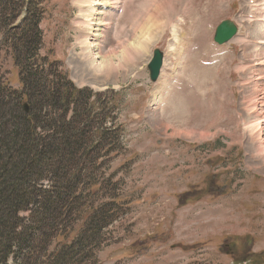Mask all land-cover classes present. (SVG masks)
<instances>
[{
	"label": "rangeland",
	"instance_id": "374dc122",
	"mask_svg": "<svg viewBox=\"0 0 264 264\" xmlns=\"http://www.w3.org/2000/svg\"><path fill=\"white\" fill-rule=\"evenodd\" d=\"M117 1L122 9L103 55L119 57L141 38L140 19L152 17L156 27L146 31L148 53L128 51L127 63L134 61L126 69L97 77L81 57L75 0H38L40 54L78 89L105 95L112 113L107 154L95 165L111 190L96 201L115 200L120 210L96 248L97 262L264 264V0ZM226 20L239 33L219 46L214 35ZM156 49L165 64L152 83L147 67ZM18 71L0 30V87L21 88Z\"/></svg>",
	"mask_w": 264,
	"mask_h": 264
},
{
	"label": "trees",
	"instance_id": "16d2710c",
	"mask_svg": "<svg viewBox=\"0 0 264 264\" xmlns=\"http://www.w3.org/2000/svg\"><path fill=\"white\" fill-rule=\"evenodd\" d=\"M42 21L38 0H0L22 86L0 87V264H99L96 248L120 210L96 201L111 190L95 165L107 154L112 113L105 95L78 89L40 54Z\"/></svg>",
	"mask_w": 264,
	"mask_h": 264
},
{
	"label": "bare ground",
	"instance_id": "6f19581e",
	"mask_svg": "<svg viewBox=\"0 0 264 264\" xmlns=\"http://www.w3.org/2000/svg\"><path fill=\"white\" fill-rule=\"evenodd\" d=\"M75 4L79 9V17L77 18V20H75L74 25L78 26V30L80 29L79 30L81 35L80 42L83 51V53H81L82 54L81 57L83 62L86 63V68L94 71L97 74L96 75L97 77H100V75L104 77H112L117 71L119 72L123 70L125 68L124 66L126 65L125 63H127V60L125 59L124 56L125 53L128 54V51H130V53L132 54H136L137 56H141L143 52L148 53V49L151 46L150 44L152 38L148 37L146 31L149 29L150 26H153L154 23H156V21L154 22V20L151 19L152 17L148 19L146 18L147 20L140 19V22L136 21L137 24H139L138 27L141 34V38L144 39V41H141L140 40L141 38L137 37V39L133 43L129 41L128 44H125L124 47L122 46V44L124 43L122 41L120 43V46H122L123 49L119 57L114 56L115 55L114 51H109L106 55H103V52L106 49V39H105L106 35L109 29L112 26H114V24L117 23V18H114V16L117 15V11L122 9L120 2L117 0H75ZM154 4L156 5V3ZM143 17L145 18L147 16H143ZM157 25L160 24L157 23ZM154 26L156 27V25ZM152 28L153 27H151V29ZM151 31L153 32V29ZM149 34L152 35V33ZM119 58L121 59V61L117 62L116 59ZM129 62L127 63L128 65ZM260 105L261 107H264V102L263 104ZM257 109L255 108V110ZM257 126H258V130L262 132L263 128L261 122H259ZM251 129H255V128H251ZM259 143H261L262 145L261 147L258 148L259 150L258 152L264 158V142L259 141Z\"/></svg>",
	"mask_w": 264,
	"mask_h": 264
},
{
	"label": "water",
	"instance_id": "95a60500",
	"mask_svg": "<svg viewBox=\"0 0 264 264\" xmlns=\"http://www.w3.org/2000/svg\"><path fill=\"white\" fill-rule=\"evenodd\" d=\"M237 27L232 21H225L220 24L216 30L215 41L218 44H226L235 37ZM164 54L160 50H155L154 57L148 65L150 78L153 83H156L160 78L163 67Z\"/></svg>",
	"mask_w": 264,
	"mask_h": 264
}]
</instances>
